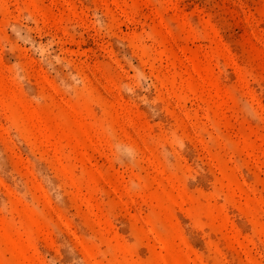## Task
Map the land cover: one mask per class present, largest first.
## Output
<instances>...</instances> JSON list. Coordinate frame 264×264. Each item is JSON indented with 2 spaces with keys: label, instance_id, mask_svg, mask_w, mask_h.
Masks as SVG:
<instances>
[{
  "label": "rangeland",
  "instance_id": "374dc122",
  "mask_svg": "<svg viewBox=\"0 0 264 264\" xmlns=\"http://www.w3.org/2000/svg\"><path fill=\"white\" fill-rule=\"evenodd\" d=\"M0 264H264V0H0Z\"/></svg>",
  "mask_w": 264,
  "mask_h": 264
}]
</instances>
